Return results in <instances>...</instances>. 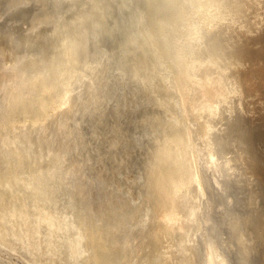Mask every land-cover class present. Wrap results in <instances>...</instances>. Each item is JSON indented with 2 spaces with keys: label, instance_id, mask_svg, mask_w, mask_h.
Returning <instances> with one entry per match:
<instances>
[{
  "label": "bare ground",
  "instance_id": "1",
  "mask_svg": "<svg viewBox=\"0 0 264 264\" xmlns=\"http://www.w3.org/2000/svg\"><path fill=\"white\" fill-rule=\"evenodd\" d=\"M0 264H264V0H0Z\"/></svg>",
  "mask_w": 264,
  "mask_h": 264
}]
</instances>
